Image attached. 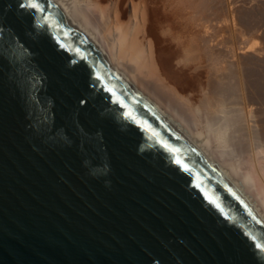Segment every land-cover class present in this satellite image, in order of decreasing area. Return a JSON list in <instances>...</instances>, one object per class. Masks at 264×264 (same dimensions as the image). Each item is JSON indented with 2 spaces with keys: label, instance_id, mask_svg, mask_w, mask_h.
<instances>
[{
  "label": "water",
  "instance_id": "obj_1",
  "mask_svg": "<svg viewBox=\"0 0 264 264\" xmlns=\"http://www.w3.org/2000/svg\"><path fill=\"white\" fill-rule=\"evenodd\" d=\"M256 245L252 207L52 0H0V264H264Z\"/></svg>",
  "mask_w": 264,
  "mask_h": 264
},
{
  "label": "bare ground",
  "instance_id": "obj_2",
  "mask_svg": "<svg viewBox=\"0 0 264 264\" xmlns=\"http://www.w3.org/2000/svg\"><path fill=\"white\" fill-rule=\"evenodd\" d=\"M264 222V0H52Z\"/></svg>",
  "mask_w": 264,
  "mask_h": 264
},
{
  "label": "snow or ice",
  "instance_id": "obj_3",
  "mask_svg": "<svg viewBox=\"0 0 264 264\" xmlns=\"http://www.w3.org/2000/svg\"><path fill=\"white\" fill-rule=\"evenodd\" d=\"M27 6L39 10V9H38V6H37L36 3H31V2H30ZM256 247H257V248H261V251H264V248H262L261 245H256Z\"/></svg>",
  "mask_w": 264,
  "mask_h": 264
}]
</instances>
